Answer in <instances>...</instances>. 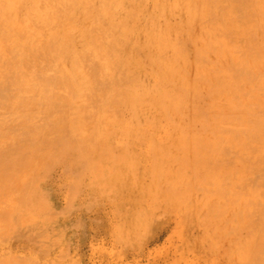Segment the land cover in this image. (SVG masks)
Segmentation results:
<instances>
[{"label": "rangeland", "instance_id": "374dc122", "mask_svg": "<svg viewBox=\"0 0 264 264\" xmlns=\"http://www.w3.org/2000/svg\"><path fill=\"white\" fill-rule=\"evenodd\" d=\"M0 172V264H264V0H0Z\"/></svg>", "mask_w": 264, "mask_h": 264}, {"label": "bare ground", "instance_id": "6f19581e", "mask_svg": "<svg viewBox=\"0 0 264 264\" xmlns=\"http://www.w3.org/2000/svg\"><path fill=\"white\" fill-rule=\"evenodd\" d=\"M148 4H150V3H148ZM19 175H20V172H0V179L2 180V184L0 186V201L5 199L4 201L10 202V200L8 198H6L7 193H10V197H13V201L17 200V199H15L17 197L18 198H24V200H26V201L29 200V198L31 197V188H27L29 185L27 183H24V182L22 183V181H20ZM139 182H140V180H139ZM127 186H128V184H127ZM18 191L22 192V194L18 195ZM16 194H17V196H15ZM12 203L13 202L11 201V204H9V205L12 206ZM42 203H44L43 200H42ZM9 213H7V220L8 221L6 223V228L4 231L5 236H8L9 234H11L15 228L13 223L9 220L10 219V217L8 216ZM24 218H23V221H24L23 223H26L27 218H25V219Z\"/></svg>", "mask_w": 264, "mask_h": 264}]
</instances>
